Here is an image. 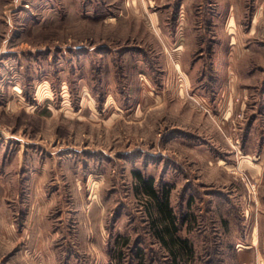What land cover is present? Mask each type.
<instances>
[{"label": "rangeland", "instance_id": "374dc122", "mask_svg": "<svg viewBox=\"0 0 264 264\" xmlns=\"http://www.w3.org/2000/svg\"><path fill=\"white\" fill-rule=\"evenodd\" d=\"M0 264H264V0H0Z\"/></svg>", "mask_w": 264, "mask_h": 264}, {"label": "trees", "instance_id": "16d2710c", "mask_svg": "<svg viewBox=\"0 0 264 264\" xmlns=\"http://www.w3.org/2000/svg\"><path fill=\"white\" fill-rule=\"evenodd\" d=\"M134 173L136 174V180L139 182V184L147 188L148 194L152 198L156 199L157 195L155 193V189L151 185L150 180L144 179L140 175L139 171H135ZM158 198L160 199V202H157L158 205L156 207V211H163L164 214L163 216L159 215V218H152L151 223L152 225L155 224V226L156 223L158 224L157 229H155L154 231L155 235L157 236L161 244L165 246L167 250H169V253L173 254V257L176 258L177 255H183L186 249L190 250V244L188 243V239L186 237H182L177 234L178 228L177 224L174 221V215L172 214L171 209L168 208L167 190L161 192Z\"/></svg>", "mask_w": 264, "mask_h": 264}]
</instances>
